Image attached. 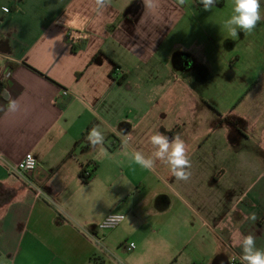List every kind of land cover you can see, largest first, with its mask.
<instances>
[{"label": "crops", "instance_id": "1", "mask_svg": "<svg viewBox=\"0 0 264 264\" xmlns=\"http://www.w3.org/2000/svg\"><path fill=\"white\" fill-rule=\"evenodd\" d=\"M198 1L0 0V264H241L249 234L264 250V78L227 110L223 82L194 77L202 56L176 41ZM69 40L86 43L73 53ZM158 129L186 142L187 181L131 162ZM27 153L38 169L21 178L11 168ZM109 216L123 219L99 231Z\"/></svg>", "mask_w": 264, "mask_h": 264}, {"label": "rangeland", "instance_id": "2", "mask_svg": "<svg viewBox=\"0 0 264 264\" xmlns=\"http://www.w3.org/2000/svg\"><path fill=\"white\" fill-rule=\"evenodd\" d=\"M232 7L233 0H218L210 11H205L200 4L197 16L195 15L197 19L187 28L185 35L176 41L193 58L201 54V60L193 70L194 77L223 82L222 89L217 88L218 98L221 99L219 103L222 108L227 110L231 108L230 103H226L229 99L232 102L237 98L241 100L256 81L264 78V21L260 22L251 34L239 32L237 37H231L225 22L232 13ZM205 42L208 48L206 47L207 52L203 55ZM210 71L214 73V77L208 76V73L211 75ZM207 90L209 95L215 92L213 87ZM223 103L225 105H222ZM224 123L230 125L231 120L225 118ZM238 129L245 131L246 121L240 120ZM119 248L112 244L109 250L120 251Z\"/></svg>", "mask_w": 264, "mask_h": 264}, {"label": "clouds", "instance_id": "3", "mask_svg": "<svg viewBox=\"0 0 264 264\" xmlns=\"http://www.w3.org/2000/svg\"><path fill=\"white\" fill-rule=\"evenodd\" d=\"M110 0H95L98 9L106 8ZM182 5L185 0H178ZM218 0H199L205 11H210L217 4ZM147 7L153 6V0H145ZM5 11H7L5 9ZM264 21V4L262 0H233L232 13L225 24L229 29L231 37H237L239 32L251 34L257 25ZM7 110L15 113L20 110V105L16 99L9 98ZM87 141L92 150L97 152L99 158L106 155L104 149L105 136L98 128L90 130ZM123 145L128 144V139L123 140ZM149 143L152 146L150 155L143 151L133 150L130 160L140 168L153 171L157 165H166L169 175L177 180L187 181L190 177L188 169L191 167V161L188 152V146L180 135L169 137L165 132L159 129L151 134ZM127 154V153H126ZM250 219L255 220V214ZM242 253L240 255L241 264H264V250L258 249L255 244V237L251 234L244 236L241 240Z\"/></svg>", "mask_w": 264, "mask_h": 264}, {"label": "built area", "instance_id": "4", "mask_svg": "<svg viewBox=\"0 0 264 264\" xmlns=\"http://www.w3.org/2000/svg\"><path fill=\"white\" fill-rule=\"evenodd\" d=\"M70 41V40H69ZM10 78V73L7 72L4 76V81H7ZM65 96L66 93L64 92ZM14 174L21 178H28L33 175L38 169V162L31 153L25 154L22 159L14 165L12 168ZM85 177L89 176V170L85 172ZM122 217L119 216H109L105 218L97 227L101 232H107L116 229L122 222ZM125 247H128L129 250L135 248L134 244H124ZM230 264H239L237 261L232 260Z\"/></svg>", "mask_w": 264, "mask_h": 264}, {"label": "trees", "instance_id": "5", "mask_svg": "<svg viewBox=\"0 0 264 264\" xmlns=\"http://www.w3.org/2000/svg\"><path fill=\"white\" fill-rule=\"evenodd\" d=\"M85 40H80L78 42H74V40H70L69 44H70V49L71 52L76 53L79 52L83 49L84 45H85ZM4 92V85L2 83H0V94L3 95ZM91 129V126L87 129V131L83 134V137L89 132V130ZM94 167L91 171H89V176L85 177V172L87 171V169H82L79 173V179L81 180L82 183L87 184L89 181H91V179L93 178V173L95 171Z\"/></svg>", "mask_w": 264, "mask_h": 264}]
</instances>
